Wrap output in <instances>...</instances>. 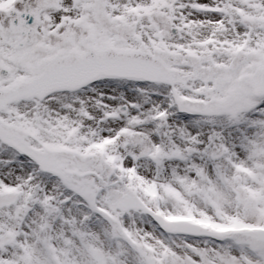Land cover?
<instances>
[{
  "label": "snow or ice",
  "instance_id": "obj_1",
  "mask_svg": "<svg viewBox=\"0 0 264 264\" xmlns=\"http://www.w3.org/2000/svg\"><path fill=\"white\" fill-rule=\"evenodd\" d=\"M0 264H264V0H0Z\"/></svg>",
  "mask_w": 264,
  "mask_h": 264
}]
</instances>
